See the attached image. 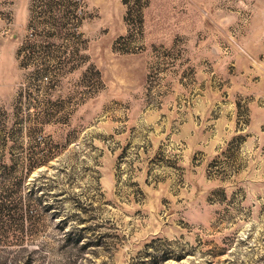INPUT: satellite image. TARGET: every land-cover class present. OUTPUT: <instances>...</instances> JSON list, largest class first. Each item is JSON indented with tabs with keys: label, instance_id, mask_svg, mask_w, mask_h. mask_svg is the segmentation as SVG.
Masks as SVG:
<instances>
[{
	"label": "rangeland",
	"instance_id": "obj_1",
	"mask_svg": "<svg viewBox=\"0 0 264 264\" xmlns=\"http://www.w3.org/2000/svg\"><path fill=\"white\" fill-rule=\"evenodd\" d=\"M0 264H264V0H0Z\"/></svg>",
	"mask_w": 264,
	"mask_h": 264
}]
</instances>
